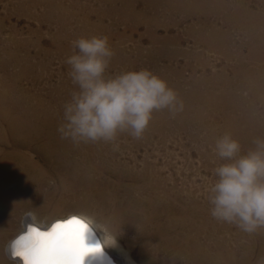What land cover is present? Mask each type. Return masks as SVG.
<instances>
[{
    "label": "rangeland",
    "instance_id": "obj_1",
    "mask_svg": "<svg viewBox=\"0 0 264 264\" xmlns=\"http://www.w3.org/2000/svg\"><path fill=\"white\" fill-rule=\"evenodd\" d=\"M240 1L0 0V264H13L6 258L4 243L22 229L29 211L48 222L85 212L105 221L110 231L117 214L121 221H129L126 229H147L143 235L148 248L152 242L167 240L176 248L180 246L182 256L176 264H256L264 255V229L249 235L218 222L210 215L208 200V189L216 179L213 170L225 162L213 151L216 139L232 132L246 153L254 147L255 138L264 137V0ZM93 35H107L115 52L106 76L148 69L177 91L183 111L175 116L167 110L155 112L142 138L121 133L115 142L118 148L104 142L77 145L61 139L57 128L64 122V105L78 90L66 60L74 54L73 41ZM151 176L154 179L149 187ZM123 229L125 224L108 234L115 232L118 242L127 246L132 235Z\"/></svg>",
    "mask_w": 264,
    "mask_h": 264
},
{
    "label": "clouds",
    "instance_id": "obj_2",
    "mask_svg": "<svg viewBox=\"0 0 264 264\" xmlns=\"http://www.w3.org/2000/svg\"><path fill=\"white\" fill-rule=\"evenodd\" d=\"M72 44L75 51L66 63L78 90L64 105V122L57 128L61 139L118 148L121 133L142 138L155 112L167 110L175 116L183 111L177 91L148 69L106 76L115 55L107 35L80 37ZM253 145L242 153L230 132L218 137L213 151L225 162L214 168L216 179L208 189L210 215L249 235L264 229V137L255 138ZM26 218L24 231L12 242V254L22 264H86L104 258L103 249L115 244L107 225L85 212L50 223L34 211ZM96 230L103 233L102 239L96 238ZM256 264H264V255Z\"/></svg>",
    "mask_w": 264,
    "mask_h": 264
},
{
    "label": "bare ground",
    "instance_id": "obj_3",
    "mask_svg": "<svg viewBox=\"0 0 264 264\" xmlns=\"http://www.w3.org/2000/svg\"><path fill=\"white\" fill-rule=\"evenodd\" d=\"M147 1V0H146ZM151 1H153V0H151ZM161 1V0H160ZM169 1V0H168ZM176 1V0H175ZM179 1V0H178ZM182 1V0H181ZM240 1V0H239ZM55 2H57V1H55ZM124 2V1H123ZM129 2V1H128ZM159 2V1H158ZM171 2V1H170ZM190 3H191V1H189ZM193 2H195V1H193ZM203 2V1H202ZM220 2V1H219ZM241 2V1H240ZM58 3V2H57ZM110 3V2H109ZM164 3H166V2H164ZM190 3H189V5H190ZM232 3V2H231ZM131 4V3H130ZM133 4V3H132ZM144 4H145V2H144ZM196 4V3H195ZM209 4V3H208ZM219 4V3H218ZM238 4H239V2H238ZM124 5V4H123ZM146 5V4H145ZM151 5V4H150ZM176 5V4H175ZM180 5V4H179ZM182 5H183V2H182ZM185 5V4H184ZM183 5V6H184ZM200 5V4H199ZM224 5V4H223ZM231 5H234L233 3L231 4ZM110 6V5H109ZM126 6H127V4H126ZM133 6V5H132ZM156 6V5H155ZM168 6V5H167ZM186 6V5H185ZM211 6V5H210ZM209 6V7H210ZM219 6V5H218ZM217 6V7H218ZM227 6H228V4H227ZM260 6V5H259ZM122 7V6H121ZM127 7H129V6H127ZM178 7V6H177ZM195 7V6H194ZM197 7V6H196ZM200 7V6H199ZM202 7H204V6H202ZM215 7V6H214ZM221 7V6H220ZM236 7V6H235ZM264 7V6H263ZM119 8V7H118ZM124 8V7H123ZM186 8V7H185ZM184 8V9H185ZM190 8V7H189ZM239 8V7H238ZM248 8V7H247ZM122 9V8H121ZM167 9V8H166ZM176 9V8H175ZM195 9V8H194ZM249 9V8H248ZM263 9V8H262ZM126 10H127V8H126ZM179 10H181V9H179ZM178 10V11H179ZM187 10V9H186ZM196 10V9H195ZM195 10H193V11H195ZM202 10V9H201ZM208 10V9H207ZM210 10H212L211 9V7H210ZM225 10H227V9H225ZM232 9H230V11H231ZM236 10V9H235ZM241 10V9H240ZM245 10H246V8H245ZM250 10V9H249ZM248 10V11H249ZM258 10H260V9H258ZM156 11V10H155ZM173 11V10H172ZM171 11V12H172ZM198 11V10H197ZM203 11V10H202ZM253 11V10H252ZM130 12V11H129ZM128 12V13H129ZM200 12V11H199ZM208 12V11H207ZM211 12V11H210ZM210 12H209V14H210ZM212 12H214V11H212ZM227 12V11H226ZM232 12V11H231ZM256 12V11H255ZM201 13V12H200ZM248 13V12H247ZM132 14V13H131ZM206 14V13H205ZM222 14V13H221ZM227 14V13H226ZM234 14V13H233ZM245 14V13H244ZM255 14V13H254ZM264 14V13H263ZM185 15H186V13H185ZM258 15V14H257ZM153 16V15H152ZM202 16V15H201ZM222 16V15H221ZM248 16H251V17H253L251 14H248ZM255 16V15H254ZM192 17V16H191ZM209 17V16H208ZM218 17V16H217ZM230 17V16H229ZM234 17H237V16H234ZM241 17V16H240ZM133 18V17H132ZM135 18V17H134ZM138 18V17H137ZM151 18V17H150ZM201 18V17H200ZM212 18V17H211ZM221 18V17H220ZM231 18V17H230ZM263 18V17H262ZM202 19V18H201ZM218 19V18H217ZM222 19V18H221ZM237 19V18H236ZM238 19H240V18H238ZM254 19V18H253ZM255 19H257V18H255ZM223 20H224V18H223ZM250 20V19H249ZM261 20V19H260ZM242 21V20H241ZM211 22V21H210ZM235 22V21H234ZM257 22V21H256ZM261 22V21H260ZM230 23V22H229ZM228 23V24H229ZM237 23H238V21H237ZM255 23V22H254ZM226 24V23H225ZM227 24V25H228ZM233 24V23H232ZM239 24V23H238ZM239 26V25H238ZM241 26V25H240ZM211 27V26H210ZM209 27V28H210ZM244 27V26H243ZM248 27V26H247ZM254 27V26H253ZM190 28V27H189ZM218 28V27H217ZM235 28H236V26H235ZM239 29V28H238ZM242 29V28H241ZM251 29V28H250ZM260 29H262V28H260V26H259V30ZM193 30V29H192ZM218 30V29H217ZM216 30V31H217ZM258 30V29H257ZM188 31H189V29H188ZM199 31V30H198ZM202 31V30H201ZM206 31H207V29H206ZM212 31V30H211ZM223 31V30H222ZM191 32V31H190ZM208 32V31H207ZM218 32H219V30H218ZM148 33V32H147ZM203 33V32H202ZM211 33V32H210ZM214 33H216V32H214ZM228 33V32H227ZM250 33V32H249ZM253 33V32H252ZM197 34H199V33H197ZM206 34V33H205ZM219 34V33H218ZM217 35V34H216ZM221 35H222V33H221ZM256 35V34H255ZM200 36V35H199ZM203 36V35H202ZM213 36V35H212ZM224 36V35H223ZM222 36V37H223ZM229 36V35H228ZM248 36V35H247ZM252 36V35H251ZM254 36V35H253ZM252 36V37H253ZM257 36V35H256ZM205 37V36H204ZM209 37H211V36H209ZM219 37V36H218ZM156 38V37H155ZM154 38V39H155ZM206 38V37H205ZM225 38V37H224ZM254 38V37H253ZM158 39V38H157ZM217 39V38H216ZM227 39V38H226ZM256 39V38H255ZM259 39H260V37H259ZM264 39V38H263ZM252 40V39H251ZM262 40V39H261ZM217 41H219V40H217ZM223 41V40H222ZM224 41H226V42H228L227 40H224ZM225 42V43H226ZM224 43V42H223ZM250 43V42H249ZM219 44V43H218ZM254 45V44H253ZM252 45V46H253ZM258 45V44H257ZM212 46V45H211ZM222 46V45H221ZM240 48V47H239ZM249 48V47H248ZM257 48V47H256ZM255 48V49H256ZM225 49H227V48H225ZM249 49H251V48H249ZM253 50H254V48H253ZM119 52V51H118ZM240 52V51H239ZM260 52H261V50H260ZM156 54H157V52H156ZM238 54V53H237ZM122 55V54H121ZM240 55V54H239ZM244 55V54H243ZM252 55V54H251ZM264 56V55H263ZM248 57V56H247ZM251 57V56H250ZM258 57V56H257ZM245 58V57H244ZM259 58V57H258ZM257 58V59H258ZM262 58V57H261ZM254 59V58H253ZM260 59V58H259ZM251 60V59H250ZM256 60V59H255ZM254 60V61H255ZM257 61V60H256ZM236 62V61H235ZM238 62V61H237ZM250 62V61H249ZM232 63V62H231ZM246 64V63H245ZM248 64V63H247ZM252 64V63H251ZM236 65V64H235ZM257 65V64H256ZM204 66V65H203ZM250 66V65H249ZM263 66H264V64H263ZM223 67V66H222ZM260 67V66H259ZM233 68V67H232ZM221 69V68H220ZM235 69V68H234ZM238 69V68H237ZM236 69V70H237ZM241 69V68H240ZM255 69V68H254ZM258 69V68H257ZM259 69H261V68H259ZM248 70V69H247ZM263 70V69H262ZM222 71H224V70H222ZM238 72V71H237ZM262 72V71H261ZM217 73V72H216ZM234 73V72H233ZM254 73H256V72H254ZM264 73V72H263ZM223 75V74H222ZM233 75V74H232ZM241 75V74H240ZM228 76V75H227ZM259 76V75H258ZM261 76H262V74H261ZM264 76V75H263ZM215 77V76H214ZM240 77V76H239ZM257 77V76H256ZM221 78V77H220ZM233 78V77H232ZM259 79V78H258ZM165 80V79H164ZM232 80V79H231ZM238 80V79H237ZM213 81V80H212ZM170 83H172V82H170ZM214 83V82H213ZM222 83H224V82H222ZM228 83V82H227ZM229 83H230V81H229ZM216 84V83H215ZM218 84H220V82L218 83ZM232 84V83H231ZM245 84V83H244ZM248 84V83H247ZM254 84V83H253ZM264 84V83H263ZM229 85V84H228ZM248 86H249V84H248ZM214 87V86H213ZM173 88V87H172ZM239 88V87H238ZM250 88V87H249ZM228 90V89H227ZM245 91V90H244ZM248 91V90H247ZM254 91V90H253ZM257 91V90H256ZM255 91V92H256ZM260 91H262V90H260ZM263 92V91H262ZM8 93H9V90H8ZM223 93V92H222ZM233 93V92H232ZM235 93V92H234ZM241 93V92H240ZM239 93V94H240ZM211 94H213V93H211ZM242 94V93H241ZM251 94V93H250ZM260 94V93H259ZM7 95V94H6ZM5 95V96H6ZM244 95H245V92H244ZM203 96V95H202ZM205 96V95H204ZM208 96H210V95H208ZM217 96V95H216ZM233 96H236V95H233ZM238 96V95H237ZM240 96V95H239ZM7 97L8 96H6V99H7ZM225 97V96H224ZM248 97V96H247ZM240 98V97H239ZM253 98V97H252ZM225 99V98H224ZM2 100V99H1ZM0 100V101H1ZM212 100V99H211ZM227 100V99H226ZM232 100V99H231ZM239 100V99H238ZM249 100H250V98H249ZM248 100V101H249ZM252 100V99H251ZM250 100V101H251ZM213 101V100H212ZM260 101V100H259ZM204 102V101H203ZM218 103H219V101H218ZM247 103V102H246ZM252 103V102H251ZM215 104V103H214ZM236 104V103H235ZM244 104V103H243ZM256 104V103H255ZM23 105V104H22ZM213 105V104H212ZM218 105V104H217ZM230 105V104H229ZM247 105V104H246ZM251 105V104H250ZM264 105V104H263ZM1 106V105H0ZM2 106H3V104H2ZM220 106V105H219ZM218 106V107H219ZM235 106V105H234ZM253 106V105H252ZM7 107V106H6ZM221 107V106H220ZM242 107H243V105H242ZM259 107H260V105H259ZM34 108V107H33ZM228 108V107H227ZM17 109V108H16ZM61 109V108H60ZM240 109V108H239ZM246 109H248V108H246ZM250 109H251V107H250ZM257 109V108H256ZM23 110V109H22ZM30 110V109H29ZM227 110V109H226ZM233 110V109H232ZM231 110V111H232ZM260 110V109H259ZM32 111V110H31ZM35 111V110H34ZM41 111H43V110H41ZM45 111V110H44ZM43 111V112H44ZM253 111V110H252ZM26 112V111H25ZM28 112V111H27ZM185 112V111H184ZM31 113V112H30ZM33 113V112H32ZM223 113V112H222ZM227 113V112H226ZM238 113V112H237ZM241 113H243V112H241ZM3 114V113H2ZM22 114V113H21ZM26 114V113H25ZM54 114V113H53ZM252 114V113H251ZM8 115V114H7ZM24 115V114H23ZM42 115V114H41ZM58 115V114H57ZM233 115V114H232ZM245 115H246V113H245ZM258 115V114H257ZM2 116V115H1ZM18 116V115H17ZM22 116V115H21ZM34 116H36L35 114H34ZM44 116V115H43ZM49 116V115H48ZM248 116V115H247ZM14 117V116H13ZM29 117V116H28ZM31 117H32V115H31ZM262 117V116H261ZM6 118V117H5ZM37 118V117H36ZM58 118V117H57ZM56 118V119H57ZM251 118V117H250ZM10 119V118H9ZM13 119V118H12ZM19 119V118H18ZM22 119V118H21ZM26 119V118H25ZM39 119V118H38ZM52 119V118H51ZM50 119V120H51ZM62 119V118H61ZM255 119V118H254ZM258 119V118H257ZM46 120H47V118H46ZM58 120V119H57ZM1 121V120H0ZM5 121V120H4ZM23 121V120H22ZM55 121V120H54ZM59 121V120H58ZM237 121V120H236ZM245 121V120H244ZM260 121H261V119H260ZM263 121V120H262ZM16 122H17V120H16ZM29 122V121H28ZM32 122V121H31ZM48 122V121H47ZM24 123V122H23ZM37 123V122H36ZM35 123V124H36ZM39 123V122H38ZM42 123V122H41ZM56 123V122H55ZM237 123V122H236ZM4 124V123H3ZM21 124V123H20ZM60 124V123H59ZM243 124V123H242ZM25 125V124H24ZM49 125V124H48ZM11 126V125H10ZM21 126V125H20ZM38 126V125H37ZM37 126H35V127H37ZM228 126V125H227ZM241 126V125H240ZM249 126V125H248ZM3 127V126H2ZM23 127H25V126H23ZM28 127V126H27ZM32 127V126H31ZM42 127V126H41ZM226 127V126H225ZM231 127V126H230ZM250 127V126H249ZM257 127V126H256ZM13 128V127H12ZM20 128V127H19ZM52 128V127H51ZM232 128V127H231ZM237 128H239V127H237ZM241 128V127H240ZM21 129V128H20ZM25 129V128H24ZM47 129V128H46ZM245 129H246V127H245ZM19 130V129H18ZM21 130H23V129H21ZM20 130V131H21ZM33 130V129H32ZM35 130V129H34ZM52 130V129H51ZM230 130V129H229ZM239 130V129H238ZM241 130H242V128H241ZM264 130V129H263ZM2 131V130H1ZM24 131V130H23ZM41 131V130H40ZM228 131V130H227ZM245 131V130H244ZM3 132V131H2ZM19 132V131H18ZM30 132V131H29ZM38 132V131H37ZM234 132V131H233ZM238 132V131H237ZM236 132V133H237ZM248 132V131H247ZM7 133V132H6ZM46 133V132H45ZM47 133H48V131H47ZM232 133V132H231ZM235 133V132H234ZM250 133V132H249ZM25 134H28V133H25ZM30 134H32V133H30ZM233 134V133H232ZM258 134V133H257ZM1 135V134H0ZM15 135V134H14ZM37 135V134H36ZM40 135H41V133H40ZM50 135V134H49ZM16 136V135H15ZM20 136V135H19ZM23 136V135H22ZM38 136V135H37ZM52 136V135H51ZM25 137V136H24ZM28 137V136H27ZM32 137V136H31ZM47 137V136H46ZM49 137V136H48ZM60 137V136H59ZM263 137V136H262ZM16 138V137H15ZM247 138V137H246ZM21 139V138H20ZM25 139H27V138H25ZM31 139H33V137L31 138ZM34 139H35V136H34ZM37 139V138H36ZM39 139V138H38ZM50 139V138H49ZM57 139V138H56ZM59 139V138H58ZM236 139H238V138H236ZM240 139H242V137L240 138ZM9 140V139H8ZM243 140V139H242ZM241 140V141H242ZM247 140V139H246ZM2 141V140H1ZM28 141V140H27ZM44 141V140H43ZM55 141V140H54ZM69 141V140H68ZM252 141V140H251ZM11 142V141H10ZM33 142V141H32ZM38 142V141H37ZM61 142V141H60ZM65 142V141H64ZM70 142V141H69ZM250 142V141H249ZM48 143V142H47ZM46 143V144H47ZM54 143V142H53ZM242 143V142H241ZM33 144V143H32ZM55 144V143H54ZM60 144V143H59ZM62 144V143H61ZM67 144H68V142H67ZM44 145V144H43ZM65 145V144H64ZM78 145V144H77ZM92 145V144H91ZM95 145V144H94ZM253 145V144H252ZM34 146V145H33ZM68 146V145H67ZM73 146V145H72ZM88 146V145H87ZM3 147V146H2ZM39 147V146H38ZM37 147V148H38ZM76 147V146H75ZM74 147V148H75ZM84 147H85V145H84ZM49 148V147H48ZM71 148V147H70ZM82 148V147H81ZM95 148V147H94ZM97 148V147H96ZM95 148V149H96ZM3 149V148H2ZM8 149H10V148H8ZM50 149V148H49ZM62 149V148H61ZM77 150H78V148H76ZM13 150V149H12ZM15 150V149H14ZM71 150V149H70ZM97 150V149H96ZM7 151V150H6ZM10 151V150H9ZM17 151V150H16ZM40 151H41V149H40ZM50 151V150H49ZM52 151V150H51ZM55 151V150H54ZM53 151V152H54ZM89 151V150H88ZM77 152V151H76ZM85 152V151H84ZM100 152V151H99ZM11 153V152H10ZM13 153V152H12ZM16 153V152H15ZM70 153V152H69ZM94 153V152H93ZM8 154V153H7ZM14 154V153H13ZM19 154V153H18ZM53 154V153H52ZM52 154H49V155H52ZM55 154V153H54ZM82 154V153H81ZM115 154V153H114ZM10 155V154H9ZM59 155V154H58ZM77 155V154H76ZM116 155V154H115ZM5 156V155H4ZM14 156V155H13ZM60 156V155H59ZM96 156V155H95ZM103 156V155H102ZM105 156V155H104ZM19 157V156H18ZM62 157H63V155H62ZM77 157H78V155H77ZM2 157H0V159H1ZM8 158V157H7ZM71 158V157H70ZM75 158V157H74ZM82 158V157H81ZM6 159V158H5ZM51 159V158H50ZM55 159V158H54ZM53 159V160H54ZM66 159V158H65ZM68 159V158H67ZM73 159V158H72ZM88 159V158H87ZM100 159V158H99ZM6 160H8V159H6ZM15 160V159H14ZM14 160H13V162H14ZM69 160V159H68ZM112 160V159H111ZM23 161V160H22ZM21 161V162H22ZM31 161V160H30ZM29 161V162H30ZM34 161V160H33ZM39 161V160H38ZM85 161V160H84ZM92 161V160H91ZM108 161V160H107ZM35 162V161H34ZM40 162V161H39ZM67 162V161H66ZM65 162V163H66ZM117 162V161H116ZM119 162V161H118ZM27 163V162H26ZM4 164V163H3ZM17 164V163H16ZM15 164V165H16ZM23 164V163H22ZM25 164V163H24ZM31 164V163H30ZM35 164V163H34ZM42 164V163H41ZM53 164V163H52ZM56 164V163H55ZM71 164H72V162H71ZM79 164V163H78ZM98 164V163H97ZM96 164V165H97ZM112 164V163H111ZM6 165H7V162H6ZM21 165V164H20ZM66 165V164H65ZM123 165V164H122ZM39 166V165H38ZM42 166H44V165H42ZM69 166V165H68ZM81 166V165H80ZM89 166H91L90 164H89ZM109 166V165H108ZM155 166V165H154ZM9 167H10V165H9ZM13 167H15V166H13ZM17 167V166H16ZM23 167H24V165H23ZM32 167V166H31ZM34 167V166H33ZM40 167V166H39ZM71 167H73V165L71 166ZM70 167V168H71ZM106 167V166H105ZM2 168H4V166L2 167ZM1 168V169H2ZM62 168V167H61ZM79 168H81V167H79ZM98 168V167H97ZM101 168V167H100ZM110 168V167H109ZM13 169V168H12ZM17 169H19V168H17ZM35 169V168H34ZM45 169V168H44ZM82 169V168H81ZM84 169V168H83ZM87 169H88V167H87ZM113 169V168H112ZM117 169H119V168H117ZM177 169V168H176ZM182 169V168H181ZM22 170L23 169H21V173H22ZM29 170V169H28ZM27 170V171H28ZM40 170V169H39ZM46 170H48V169H46ZM49 170H51V169H49ZM66 170V169H65ZM77 171L79 170V169H76ZM85 170V169H84ZM114 170V169H113ZM121 170V169H120ZM119 170V171H120ZM6 171H8V170H6ZM10 171V170H9ZM26 171V172H27ZM94 171H95V169H94ZM102 171V170H101ZM115 171V170H114ZM113 171V172H114ZM3 172H4V169H3ZM35 172V171H34ZM40 172V171H39ZM44 172V171H43ZM52 172V171H51ZM96 172V171H95ZM129 172V171H128ZM135 172V171H134ZM141 172H143V171H141ZM147 172H148V170H147ZM182 172V171H181ZM6 173V172H5ZM9 173V172H8ZM25 173V172H24ZM33 173V172H32ZM46 173V172H45ZM44 173V174H45ZM53 173V172H52ZM87 173V172H86ZM89 173V172H88ZM87 173V174H88ZM93 173V172H92ZM98 173V172H97ZM101 173V172H100ZM123 173V172H122ZM126 173V172H125ZM132 173V172H131ZM145 173V172H144ZM159 173V172H158ZM12 174V173H11ZM14 174V173H13ZM34 174V173H33ZM71 174V173H70ZM77 174V173H76ZM75 174V175H76ZM84 174V173H83ZM96 174V173H95ZM99 174V173H98ZM146 174V173H145ZM152 174V173H151ZM154 174V173H153ZM171 174V173H170ZM2 175H3V173H2ZM19 175V174H18ZM27 175V174H26ZM40 175V174H39ZM97 175V174H96ZM126 175V174H125ZM124 175V176H125ZM159 175V174H158ZM174 175V174H173ZM15 176V175H14ZM21 176V175H20ZM41 176V175H40ZM53 176V175H52ZM83 176V175H82ZM145 176V175H144ZM177 176V175H176ZM31 177V176H30ZM44 177V176H43ZM92 177V176H91ZM106 177V176H105ZM118 177V176H117ZM123 177V176H122ZM160 177V176H159ZM2 178V177H1ZM62 178V177H61ZM70 178V177H69ZM101 178V177H100ZM142 178V177H141ZM155 178H157V177H155ZM168 178V177H167ZM8 179V178H7ZM26 179H27V177H26ZM42 179V178H41ZM74 179V178H73ZM117 179V178H116ZM136 179V178H135ZM152 179H154V176H151V178L149 179V181L147 182V185L149 186V183H150V181H152ZM6 180V179H5ZM10 180V179H9ZM30 180V179H29ZM101 180V179H100ZM102 180H104V179H102ZM106 180V179H105ZM114 180V179H113ZM112 180V181H113ZM118 180V179H117ZM160 180H163V178H160ZM166 180V179H165ZM17 181V180H16ZM35 181V180H34ZM61 181V180H60ZM64 181V180H63ZM67 181V180H66ZM96 181H97V179H96ZM146 181V180H145ZM159 181V180H158ZM8 182V181H7ZM84 182V181H83ZM100 182V181H99ZM132 182V181H131ZM143 182H144V180H143ZM143 182H141V183H143ZM153 182V181H152ZM151 182V183H152ZM171 182H173V181H171ZM67 183V182H66ZM98 183V182H97ZM109 183V182H108ZM128 183V182H127ZM145 183V182H144ZM155 183H157V182H155ZM162 183V182H161ZM58 184H60L59 182H58ZM35 185V184H34ZM34 185H33V187H34ZM94 185V184H93ZM103 185V184H102ZM106 185V184H105ZM128 185H130V183L128 184ZM132 185V184H131ZM139 185H140V182H139ZM151 185V184H150ZM157 185V184H156ZM166 185V184H165ZM171 185V184H170ZM1 186V185H0ZM4 186V185H3ZM21 186V185H20ZM63 186V185H62ZM65 186V185H64ZM74 186V185H73ZM89 186V185H88ZM143 186V185H142ZM146 186V185H145ZM2 187V186H1ZM5 187V186H4ZM12 187V186H11ZM22 187H24V186H22ZM50 187H52V186H50ZM61 187V186H60ZM114 187V186H113ZM113 187H112V189H113ZM139 187V186H138ZM150 187V186H149ZM163 187V186H162ZM36 188H37V186H36ZM40 188V187H39ZM79 188V187H78ZM77 188V189H78ZM103 188V187H102ZM105 188V187H104ZM129 188V187H128ZM21 189V188H20ZM58 189H59V187H58ZM61 189V188H60ZM66 189V188H65ZM76 189V188H75ZM81 189V188H80ZM87 189V188H86ZM132 189V188H131ZM158 189H159V187H158ZM168 189V188H167ZM96 190V189H95ZM107 190H109V189H107ZM130 190V189H129ZM138 190V189H137ZM147 190V189H146ZM145 190V191H146ZM155 190V189H154ZM161 190L162 191H164V188H161ZM69 191H71V190H69ZM78 191V190H77ZM117 191V190H116ZM125 191H126V189H125ZM128 191V190H127ZM131 191H133V190H131ZM135 191V190H134ZM2 192V191H1ZM38 192V191H37ZM43 192V191H42ZM46 192H47V190H46ZM94 192V191H93ZM103 192V191H102ZM120 192V191H119ZM138 192V191H137ZM140 192V191H139ZM5 193V192H4ZM17 193V192H16ZM26 193V192H25ZM45 193V192H44ZM59 193V192H58ZM78 193V192H77ZM140 193H142V192H140ZM152 193V192H151ZM153 193H155V192H153ZM152 193V194H153ZM168 193V192H167ZM3 194V193H2ZM61 194V193H60ZM85 194H86V192H85ZM109 194V193H108ZM112 194V193H111ZM132 194V193H131ZM150 194V193H149ZM158 194V193H157ZM19 195V194H18ZM22 195V194H21ZM48 195H50V194H48ZM47 195V196H48ZM110 195V194H109ZM108 195V196H109ZM121 195V194H120ZM146 195V194H145ZM154 195V194H153ZM61 196V195H60ZM101 196V195H100ZM106 196V195H105ZM119 196V195H118ZM126 196V195H125ZM160 196V195H159ZM165 196V195H164ZM167 196V195H166ZM171 196V195H170ZM1 197V196H0ZM4 197V196H3ZM14 197V196H13ZM41 197V196H40ZM82 197H84V196H82ZM97 197V196H96ZM114 197H116L115 195H114ZM123 197V196H122ZM140 197V196H139ZM142 197V196H141ZM155 197V196H154ZM172 197V196H171ZM72 198V197H71ZM76 198H78V197H76ZM103 198V197H102ZM110 198H111V195H110ZM135 198H136V196H135ZM3 199V198H2ZM20 199V198H19ZM88 199V198H87ZM122 199V198H121ZM145 199V198H144ZM150 199V198H149ZM162 199V198H161ZM5 200V199H4ZM61 200V199H60ZM71 200V199H70ZM97 200V199H96ZM111 201H112V199H110ZM114 200V199H113ZM156 200V199H155ZM82 201V200H81ZM91 201V200H90ZM107 201H108V199H107ZM125 201H126V199H125ZM150 201V200H149ZM164 201H166V200H164ZM46 202V201H45ZM83 202V201H82ZM114 202V201H113ZM142 202V201H141ZM140 202V203H141ZM144 202H145V200H144ZM143 202V203H144ZM158 202H160V200L158 201ZM167 202V201H166ZM187 202V201H186ZM7 203V202H6ZM14 203V202H13ZM35 203V202H34ZM43 203V202H42ZM56 203V202H55ZM115 203V202H114ZM118 203V202H117ZM156 203V202H155ZM169 203V202H168ZM167 203V204H168ZM57 204H59V203H57ZM119 204H121V203H119ZM139 204V203H138ZM164 204V203H163ZM2 205V204H1ZM62 205V204H61ZM75 205V204H74ZM88 205V204H87ZM140 205V204H139ZM165 205V204H164ZM51 206V205H50ZM54 206H56V205H54ZM114 206H116V205H114ZM129 206H131V205H129ZM148 206V205H147ZM162 206V205H161ZM168 206V205H167ZM101 207V206H100ZM126 207V206H125ZM131 207H133V206H131ZM149 207V206H148ZM4 208V207H3ZM6 208V207H5ZM13 208V207H12ZM81 208V207H80ZM114 208V207H113ZM130 208V207H129ZM138 208V207H137ZM142 208V207H141ZM147 208V207H146ZM52 209V208H51ZM59 209V208H58ZM106 209V208H105ZM109 209H111V208H109ZM139 209V208H138ZM167 209V208H166ZM25 210V209H24ZM126 210H127V208H126ZM136 210V209H135ZM151 210V209H150ZM161 210H162V208H161ZM57 211V210H56ZM130 211H131V209H130ZM130 211H128V212H130ZM147 211V210H146ZM152 211V210H151ZM160 211V210H159ZM12 212V211H11ZM43 212V211H42ZM41 212V213H42ZM99 212V211H98ZM106 212V211H105ZM143 212V211H142ZM147 212H149V211H147ZM1 213V212H0ZM104 213V212H103ZM155 213V212H154ZM14 214V213H13ZM40 214V213H39ZM72 214H74V213H69L68 215H66V216H64V217H59V218H65V217H67V216H69V215H72ZM95 214V213H94ZM121 214V213H120ZM142 214V213H141ZM148 214V213H147ZM100 215V214H99ZM130 215V214H129ZM139 215V214H138ZM143 215V214H142ZM156 215V214H155ZM4 216V215H3ZM2 216V217H3ZM102 216H104V215H102ZM107 216V215H106ZM114 216H115V226H114V229H111V231L110 230H108V232L110 233V232H113L112 230H114L115 232H117V231H119L120 230V227H121V225L123 226L124 224H125V229H123V230H126V232H129L130 231V235H132L131 236V239L127 242V246L126 245H122V244H120L119 242H118V240L114 237V236H116V235H114V233H112V235L113 236H110V237H112V238H115V244L114 245H112V246H108V247H105L106 249H107V251L113 256V258L119 263V264H169V263H172V262H176L178 259H179V257H180V255L182 254V252H180V250L178 249V248H176V246H175V244L174 245H172L171 244V242L169 243V241L167 240V241H157L156 239V241H157V243L155 242H152V241H150V242H152L151 243V247L152 248H148L147 247V245H146V242L144 241V235H143V230H147V229H134L133 227V229H126V228H128L127 227V225L129 224V221H127V219H125V220H123L122 219V221H121V219L119 218V216L117 215V214H114ZM137 216V215H136ZM146 216V215H145ZM139 218H140V216H138ZM53 218V217H52ZM59 218H54V219H51L50 220V222H52V221H54V220H57V219H59ZM134 218V217H133ZM15 219V218H14ZM101 219H103V218H101ZM105 219H106V217H105ZM104 219V220H105ZM110 219V218H109ZM150 219V218H149ZM2 220V219H1ZM8 220V219H7ZM6 220V221H7ZM107 220V219H106ZM132 220V219H131ZM153 220V219H152ZM133 221V220H132ZM146 221V220H145ZM49 222V223H50ZM101 222V221H100ZM105 222V221H104ZM103 222V223H104ZM143 222V221H142ZM151 222V221H150ZM178 222V221H177ZM28 223V220H27V218H26V220H24L23 221V227H22V229H19V230H17L11 237H9L6 241H5V246H4V252H5V255H6V258L8 259V260H10V261H12L13 262V264H22V259L20 258V257H14L13 256V254H12V242L24 231V229H25V227H26V224ZM108 223V222H107ZM121 223V224H120ZM154 223H156V222H154ZM183 223V222H182ZM9 224V223H8ZM111 224H112V222H111ZM130 224H132V223H130ZM140 224H142L141 222H140ZM4 225H6V224H4ZM110 225V224H109ZM114 225V224H113ZM133 225V224H132ZM153 225V224H152ZM155 225V224H154ZM180 225V224H179ZM194 225V224H193ZM108 226V225H107ZM141 226V225H140ZM190 226V225H189ZM188 228V227H187ZM186 228V229H187ZM8 229V228H7ZM14 230V229H13ZM149 230V229H148ZM181 230V229H180ZM151 231V230H150ZM158 231V230H157ZM98 232L100 233V238L102 239V237H103V233H101L99 230H98ZM122 232V231H121ZM138 232H139V235H138ZM161 232V231H160ZM180 232H182V230L180 231ZM201 232V231H200ZM123 233H125V232H123ZM188 233V232H187ZM191 233V232H190ZM117 234V233H116ZM142 234V235H141ZM151 234V233H150ZM149 234V235H150ZM157 234V233H156ZM181 234V233H180ZM10 235V234H9ZM118 235H120V234H118ZM124 235V234H123ZM141 235V236H140ZM164 235V234H163ZM174 235H176V233L174 234ZM128 236V235H127ZM179 236V235H178ZM181 236V235H180ZM185 236V235H184ZM187 236V235H186ZM190 236V235H189ZM192 236V235H191ZM172 237V236H171ZM197 237V236H196ZM126 238V237H125ZM128 238H130V237H128ZM150 238V237H149ZM177 238V237H176ZM194 238H195V236H194ZM193 238V239H194ZM147 239V238H146ZM145 239V240H146ZM169 239V238H168ZM187 239V238H186ZM150 240V239H149ZM155 240H153V241H155ZM161 240H164V239H162L161 238ZM177 240H179V238L177 239ZM185 241V240H184ZM180 242H181V240H180ZM194 242V241H193ZM136 244H138V245H136ZM181 244V243H180ZM189 244V243H188ZM196 244H199V243H196ZM135 245H136V247H135ZM182 245V244H181ZM191 245V244H190ZM123 247V248H122ZM124 247H127V251H124L123 249H124ZM197 247V246H196ZM212 247V246H211ZM134 248V249H133ZM184 249H185V247H184ZM208 249V248H207ZM214 249V248H213ZM198 250V249H197ZM209 250V249H208ZM206 252V251H205ZM210 252V251H209ZM197 253V252H196ZM215 253V252H214ZM198 254V253H197ZM206 254V253H205ZM213 254V253H212ZM204 255V254H203ZM182 256V255H181ZM201 258V257H200ZM137 259H138V262H137ZM209 259V258H208ZM212 259V258H211ZM136 260V261H135ZM2 261V260H1ZM0 261V262H1ZM4 262V261H3ZM214 262V261H213ZM2 264H4V263H2ZM86 264H111L110 263V261L107 259V257L104 255V258H102V259H100V258H96V259H89L87 262H86ZM176 264V263H175Z\"/></svg>",
    "mask_w": 264,
    "mask_h": 264
},
{
    "label": "water",
    "instance_id": "obj_4",
    "mask_svg": "<svg viewBox=\"0 0 264 264\" xmlns=\"http://www.w3.org/2000/svg\"><path fill=\"white\" fill-rule=\"evenodd\" d=\"M69 216H71V215H69ZM69 216H67V217H69ZM67 217H65V218H67ZM59 219H62V218H59ZM63 219H64V218H63ZM95 236H96V238L101 239V238H100V233L98 232V230H96V232H95ZM103 251H104V255L107 257V259L110 261L111 264H119V263L113 258V256L107 251L106 248H104Z\"/></svg>",
    "mask_w": 264,
    "mask_h": 264
},
{
    "label": "snow or ice",
    "instance_id": "obj_5",
    "mask_svg": "<svg viewBox=\"0 0 264 264\" xmlns=\"http://www.w3.org/2000/svg\"><path fill=\"white\" fill-rule=\"evenodd\" d=\"M77 249L79 250V252L82 254V252L84 251L82 249V247L80 246L79 242H77V245H76ZM17 255H20V253H17Z\"/></svg>",
    "mask_w": 264,
    "mask_h": 264
}]
</instances>
